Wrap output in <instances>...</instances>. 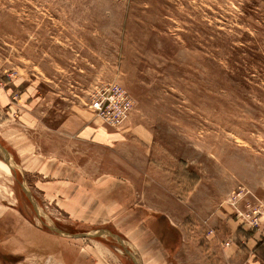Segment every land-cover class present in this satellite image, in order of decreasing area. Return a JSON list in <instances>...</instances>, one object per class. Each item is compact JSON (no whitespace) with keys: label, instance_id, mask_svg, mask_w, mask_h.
<instances>
[{"label":"rangeland","instance_id":"obj_1","mask_svg":"<svg viewBox=\"0 0 264 264\" xmlns=\"http://www.w3.org/2000/svg\"><path fill=\"white\" fill-rule=\"evenodd\" d=\"M107 83L133 100L115 127L90 107ZM0 144V264H135L47 225L134 253L153 207L201 244L264 234V0H0Z\"/></svg>","mask_w":264,"mask_h":264},{"label":"crops","instance_id":"obj_2","mask_svg":"<svg viewBox=\"0 0 264 264\" xmlns=\"http://www.w3.org/2000/svg\"><path fill=\"white\" fill-rule=\"evenodd\" d=\"M146 202L140 203L146 204ZM147 203L149 204L150 202ZM153 208H150L151 211L147 221L151 222L148 225L149 227L157 230L156 234L147 232V230L143 231L142 227L138 226L140 224V221H138L133 225V228L136 226L138 227L132 230L131 234L134 235L142 230L140 236L141 247L139 242L138 244L135 242L136 236L133 237L129 234L127 236L124 235V239L129 244L128 247L134 252L133 254L137 257L140 264H199L196 260L201 247L203 250H209L211 253H214L216 259L219 260V264H263L262 258L258 255V252L254 250V247L255 244L264 237V234L254 231L251 235L246 236V231L249 233L248 229L244 227L241 228L238 223L233 222L232 219H227L225 223L230 229L226 240L224 237L222 242L218 237H213V235L209 234L206 235L209 242L207 244H201L197 242L195 238H191V228L189 226L190 223H188L189 221H193L191 218L188 219V217H184L183 220H180L174 216V213L168 211L166 208ZM181 222L184 226L181 225V227H179ZM159 224L161 230L155 227V225L159 227ZM108 230L112 231V229ZM114 233H116V231ZM174 244L176 247H174ZM154 246H157L156 251L152 252L151 250V252H149L148 249ZM244 247L248 250V258H245ZM148 252L149 254H147ZM155 254L156 256L153 257ZM172 254H174V256H172ZM200 264L209 263L200 262Z\"/></svg>","mask_w":264,"mask_h":264},{"label":"built area","instance_id":"obj_3","mask_svg":"<svg viewBox=\"0 0 264 264\" xmlns=\"http://www.w3.org/2000/svg\"><path fill=\"white\" fill-rule=\"evenodd\" d=\"M91 109L94 114L109 126L124 122L133 107L129 94L115 83L96 86L91 98Z\"/></svg>","mask_w":264,"mask_h":264},{"label":"water","instance_id":"obj_4","mask_svg":"<svg viewBox=\"0 0 264 264\" xmlns=\"http://www.w3.org/2000/svg\"><path fill=\"white\" fill-rule=\"evenodd\" d=\"M0 158L2 160H4V162L8 165V167L10 168V170H13V168H17L19 167L11 158L9 152L0 144ZM24 194L26 195L27 199L29 200V202L31 203L33 209L35 210V212L38 214V209L33 201V198L31 196V193L28 189V187L26 186V184L22 181V183L20 184ZM47 227L52 231L55 232L61 236H65V237H69V238H90V237H94V236H102V235H107L112 237L115 241H117L122 248L130 255V257L133 259L135 264H140V262L137 260V258L135 257V255L130 252L127 247L125 246V241L118 235L115 234L113 232H111L108 229L105 228H99V229H95L92 231H86V232H75V233H70L67 231H64L54 225H47Z\"/></svg>","mask_w":264,"mask_h":264},{"label":"trees","instance_id":"obj_5","mask_svg":"<svg viewBox=\"0 0 264 264\" xmlns=\"http://www.w3.org/2000/svg\"><path fill=\"white\" fill-rule=\"evenodd\" d=\"M246 236H249L248 233H245ZM254 250L258 251L261 254H264V239L257 242L256 246L254 247Z\"/></svg>","mask_w":264,"mask_h":264},{"label":"bare ground","instance_id":"obj_6","mask_svg":"<svg viewBox=\"0 0 264 264\" xmlns=\"http://www.w3.org/2000/svg\"><path fill=\"white\" fill-rule=\"evenodd\" d=\"M0 169L4 170L7 173H11V170L8 167V165L1 159H0Z\"/></svg>","mask_w":264,"mask_h":264},{"label":"flooded vegetation","instance_id":"obj_7","mask_svg":"<svg viewBox=\"0 0 264 264\" xmlns=\"http://www.w3.org/2000/svg\"><path fill=\"white\" fill-rule=\"evenodd\" d=\"M13 255V254H12Z\"/></svg>","mask_w":264,"mask_h":264}]
</instances>
